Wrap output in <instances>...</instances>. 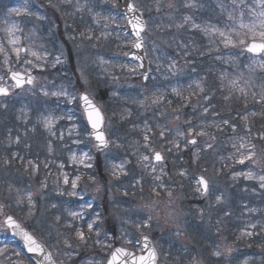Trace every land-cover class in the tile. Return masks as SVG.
Returning a JSON list of instances; mask_svg holds the SVG:
<instances>
[{
  "label": "rangeland",
  "instance_id": "rangeland-1",
  "mask_svg": "<svg viewBox=\"0 0 264 264\" xmlns=\"http://www.w3.org/2000/svg\"><path fill=\"white\" fill-rule=\"evenodd\" d=\"M17 1L20 0H0V9L4 10V7L11 5L12 3H15ZM97 1L98 0H93V2H97ZM213 1L216 2V4H214V7H212L211 10L220 7L221 4L219 0H213ZM73 2L74 0H71V3H61V0H51V4H50L49 0H44V1L23 0V3L25 4L27 3L28 7L32 8L30 12L33 13L34 16L38 14L39 17H45L43 15H47V20L46 18L37 19L38 16L34 17L33 15L26 16L29 18V20L32 21L33 23L32 27L37 29V31H39L46 24V26L50 27V31L54 36H56L58 29L64 31L63 27L66 23V20H68L73 24L74 22H76L74 10H71V6L73 5ZM167 2L163 3L164 6L161 9L162 11L160 12L155 11V4L152 6L151 10L147 9L149 13L151 11V15H152V18L149 19L150 30L149 33L145 36V46L147 47L148 50V59L151 65L150 80H152V72H153V79L158 78V76L156 77L154 75L157 70L159 72V76L161 77L170 76V73L166 69L167 68L166 65L164 66V69L159 70V68L161 67V63L158 64L157 59L161 57H167L172 53L173 51L172 49L177 45L174 42V36L178 35L180 38H182L183 41L185 40L187 41V39L193 37L191 31L189 30L186 31L184 28L176 29L175 27H171V28L166 27L170 23L173 22L178 23L177 21L178 3H176L175 9H170L166 6ZM85 3L87 4V2ZM52 5H56V7H52ZM140 6H142V4H140ZM86 10L88 9L83 8V11ZM79 13H81V15L83 14L82 12ZM88 13L90 12H86V15ZM181 13L182 10H180V13L178 15L179 19L181 18L180 16ZM65 14H68V16L67 18L64 17L63 19L62 16ZM219 15H220L219 13L215 14L214 19H216ZM245 17H250L251 20L255 19V17L251 16L250 13L245 14ZM31 21L30 22L28 21V23L31 24ZM194 21L196 20L194 19ZM71 23H69L67 26L70 27L69 29L75 30L76 27L72 26ZM217 23H219L221 26H223L225 23L228 24L232 23L231 21L227 20V11L225 12L222 11V16L219 19H217ZM79 25L81 26V28L77 27L76 31H78V34L73 35L74 41H71L69 39L68 42L70 43V47L72 46L73 49L74 46H80V48H78L77 49L78 51L74 53V58L76 59L74 60V58H71V62H68L66 67H69L71 73L77 70L78 76L80 78L77 82H78V86L81 87L82 90L87 91L90 97L93 96L98 100L100 99L99 96L105 97L106 100L114 107H116V105L120 102H122V104H125L126 103L125 101L129 100V98L138 101L137 99L143 100L146 96L147 97L153 96V91H156L155 89H153L154 88L153 84H151L149 88H145L146 85L142 84V81L137 74V66H135L134 63L125 61L126 60L125 52L126 50L128 52V50H130V47L133 44L132 38H129L126 34H122L117 29V26L114 22H110L107 24L108 27L107 30H104L105 26L100 23L93 24L90 30H86L84 25L81 24ZM86 27L88 28V25ZM115 30H118V39L112 36V32H114ZM101 33H103L104 35H101ZM113 38H115L116 41H114L111 45H109L108 42ZM85 41H87L86 48L90 53L84 50L86 43ZM107 44H108V53L111 54L110 57L104 56V53L102 54L101 52H99L96 47L97 45L105 48ZM31 45H32V49L36 51L38 45L41 46V41L37 43L35 40H33V42H31ZM61 49L62 47L59 45V48H57V53L59 55H56L55 51H52L54 50L52 48L49 49V51L47 52V56H48L47 59L51 61V66H50L51 69L54 68L52 67L54 65L55 67L58 66L56 63L57 57H59L60 60L59 67L63 66L64 64L63 62L66 57L64 56V54H61L62 51L60 53ZM23 57L24 56H21L20 63H14V66L17 69L18 68L22 69L24 72L26 69L29 72L40 70L39 68H32L31 66L24 64ZM28 58L33 59L34 63H39L43 66L41 61H35V59L32 58L31 56H29ZM53 59L54 62H52ZM91 61L93 62L92 66H91ZM152 67H153V71H152ZM4 71H1L0 75H6L7 73L5 68ZM120 74H122L123 76H120ZM178 76H180V72L178 73ZM54 83L55 81H51L46 76H42L41 79L39 78L37 80L34 90L15 92L16 93L15 99L12 102L0 103V151L3 152L5 150H11L9 152L11 153V155L0 152V203L6 205V207L4 208V215L13 216L14 214H16L20 218L21 220L20 222L24 226L26 225L29 226L31 229L35 231V233L38 236L43 238L47 244L50 243L54 248L58 249L61 253H59L57 257L61 259L62 263L76 264V262L78 261L77 256L69 258L63 254L65 251H70L69 249H66L63 243V239L65 236L72 239L74 243L78 242L75 239L74 229L65 227V225L72 219L69 216V212H73V211L83 212L84 220H85L87 214L89 215L91 207L95 206L96 208L97 202H99L98 199L102 200V193L106 187L104 184H101L97 180V178H94L92 176V179H90L92 175L91 173L92 168H84L82 165L73 164L69 160V157L72 152H75L79 156L82 151H88L89 154L91 155V151L89 150H93V147H91V144L88 143L87 139L83 136V134L79 137H76L75 135L72 137V138L84 139L85 143L80 145L72 144L71 138L67 136V129L71 128L74 123L80 125L81 133H83L84 131L82 122L77 115H75L72 121L64 119V120H60L59 123L56 125V127H58L59 129L65 130V139L63 141H59L56 140L55 138H51L47 136L48 133L43 129L41 125H39L36 122L38 111L43 112L44 114H47L48 112H52L55 115L72 114L74 111H76V103H71V104L66 103L64 97L57 98L51 95H49L48 97L43 96L42 92L40 91L42 88L48 90L50 93L51 91L60 89L59 86H56L58 89L54 87L55 86ZM73 83H76V81ZM57 85H61L65 87L63 83H57ZM68 86L69 88H72V85H68ZM39 87L40 89H38ZM186 88H188V86L184 87L183 90H186ZM129 92H132L134 96L126 95ZM72 94L76 95V91H74V93L72 92ZM155 95H159L158 92H156ZM130 102L132 105L136 104L135 108L132 109V107H127L125 111L130 110L131 114L136 116L137 119L134 120V124L137 127H139V125H144L145 119H147L149 124H151L154 121L153 124H151L153 127H155L156 124H161L160 122H162V125L169 124V126L172 129L179 127L180 129L183 130L185 127L184 124L180 126L181 125L180 120L179 121L173 120L172 114L170 117L167 116L168 118L166 119L155 117V116H160L161 112H166V108H173L171 105L168 106L162 105L163 106V107L161 106L162 109H160L161 107L159 106H153L145 110L141 108L137 103H133V101ZM4 105H6V107H4ZM57 105H59V107H57ZM51 108L52 111H50ZM56 109H58V111H56ZM33 128L35 129V131L32 130ZM106 130H107V134H110V136L115 131V129L111 130L109 126H107ZM9 133H11V136L13 138L17 135H20L21 143L20 144L10 143ZM25 133H27V135H25ZM41 135L44 136L41 137ZM49 139L52 140V147L54 146L52 153H49L47 150V141ZM254 140L257 141V139ZM53 141L55 142V144ZM251 143H254L257 146L255 149L257 152L256 159H259L260 162L257 165H253L251 161H248L244 165H249L252 169L262 172L264 168V158L261 157L264 156V144L263 146H260L261 148H258L259 144H257L256 142H251ZM57 145L59 147V151H55ZM65 145H68V147H65ZM180 145L181 147L179 150L182 151L187 150V148H185L184 146L183 139H181ZM201 145L202 144H200L199 146ZM28 149L33 150V154H36L37 156L40 155L41 157V158H37L36 156H32L33 160L40 164L39 171L36 172L35 174H32L33 176L28 172L30 169L28 171H25V168L23 169L20 166V164L16 162V159L20 162L19 158L13 157V153H18L19 156L25 158V161L31 160V156L27 157L28 155L26 151ZM60 150L70 151L68 154V159L66 160L67 163L65 167L66 169L64 168L61 169L58 166L60 163H63L62 161L63 157H61L63 155V152ZM156 150L162 151L165 155V158L168 161L167 166H163L164 171L167 173V175H163L161 181H155L153 180L152 176L146 173L147 177L150 178L149 181L152 187L151 191L153 192V189L155 188L156 192H158L159 195H156L153 192V194L149 196L148 199L139 201L141 205L139 208L140 210L138 211L141 212L146 217L151 216L152 219L147 227L141 226L140 229L138 228L139 232H137V234L139 235L138 238L141 235H148V236L149 234L151 236L156 234L158 235L160 229L163 228L164 231L162 233V236L158 240V245L159 248L165 251L166 263L164 261V258L163 259L161 258L162 259L161 264H180V262L182 261V257L184 256V251L187 250V247L181 249L174 243V241L177 240V242H184L186 245H189L187 241V234L185 233V229H188L187 224L184 223V221L182 220L184 214L178 205L168 208L164 206L163 203H165L166 205L167 204L174 205L175 203L173 201L177 203L183 202L185 198V200L189 202H194L195 204L201 203L200 206L196 208L198 211L200 209L210 210L208 208L209 203L212 204L211 209H214L213 205L215 203V197L216 195H219L221 193L223 194L224 197V200L221 204L226 205L227 202L224 201L225 199L227 200V198H229V191L228 189L225 188L227 187L229 182L226 181L225 178L220 175V173L216 169V166L209 167L207 165L201 164V166L194 171L195 177L197 175H203L206 179L210 181V194L205 201H202L199 193L195 192L196 183L194 178L193 180H191V184H188L186 186V187L192 186L191 190H189L188 188L185 189V191H183V189L179 190V188H175L173 186V182L170 181V183H168V180L166 178L169 179L170 174L175 176L174 173H171L172 170L171 169L169 170L171 156L167 155L164 146L159 147ZM116 151H117L116 147L114 146L113 151H111L110 153L113 155L115 154ZM140 152L142 151L140 150ZM196 152L197 149L195 150V153ZM46 158H48V160ZM6 160L10 161V163L6 164L5 163ZM105 160H109L108 157H105ZM45 161L49 162L47 168L44 167ZM128 161H130V163L126 165L127 168L126 171L129 174L130 164H133V166H135L136 164V167H139V165L137 164V157L134 160H128ZM229 161L231 164H235L237 166H244L238 163H234L233 160L229 159ZM91 163L94 164V160L91 161ZM171 166H173V164ZM159 167L160 166H158V169ZM71 168L72 170H75V173H77L76 175H72V173L65 171L67 169L71 170ZM62 172L63 174L66 173L68 175L70 183L67 185L63 183ZM85 172H87L89 175L87 176V173ZM110 172L111 169L109 167V174ZM157 174H159V172ZM188 174H189L188 180H190L192 175L191 170H189ZM127 175L120 173L119 179L111 175L110 181L111 182L121 181ZM76 176L81 177L80 180L77 182L78 187L75 189L77 195L71 196L68 193L73 191V189L71 188V181L75 180ZM84 179H86V181H84ZM183 179L184 178H181L177 175V180L179 181L180 184L183 181ZM44 180H47V188L41 189L40 185L41 182ZM89 182L90 184H85V185L83 184ZM161 183L164 185L163 187L164 189L158 187V185H160ZM10 188L11 191H9ZM16 189L21 190V195H23L27 191H31L34 193L33 200L35 201L36 207L32 216L30 217L28 216V204L26 198L23 204L20 205L16 204V195H17ZM165 189H170L173 193L176 194H172V197L170 198L168 196V193H166V195L164 194V192H167V190L164 191ZM129 191H133V189ZM126 193H127L126 191H121V196L122 197L125 196ZM99 194H101V198H98ZM57 198H65L66 205L59 206L55 202H53ZM85 199L90 201V204L86 205L83 202ZM77 203H79V205H82L81 208L78 207V209L80 210L76 209L73 206ZM53 204H55L57 207L53 208L52 207ZM221 204H216V205H219L221 207ZM68 205H71V208ZM64 211L66 213H64ZM93 214L94 212L91 213V215L96 220L97 215L95 216ZM136 214L139 215L138 212ZM57 216L60 217V220L58 222L56 220ZM3 218L4 216H0V220H2ZM235 219L236 221H233V224H236V227L242 228V226H245L243 228L244 230L253 232V235L251 237L255 238L257 241H261V240L264 241V230H262L261 228V225H264L263 208L256 209L255 212H249V211L245 213L242 212L238 217L236 216ZM84 220L74 221V224L75 222L83 223ZM91 221L93 220L91 219L90 222ZM105 221H107V224L108 222L110 223V221H112V224L111 223L110 224L114 227H117L122 222L118 211H112V212L109 211L107 217L105 218ZM145 221L146 220H144V222ZM198 221L199 222L201 221V217L198 219ZM144 222H141V225ZM253 223L257 224V227L255 229L248 228V225ZM103 225H104V220L101 226ZM97 227L96 225H94V228ZM178 227L184 233L180 237H177L174 234ZM126 229H127L126 227L123 229V233L129 234L128 232L129 230ZM103 231H101V236H103L105 232H109L108 227L107 226L104 227ZM85 232L87 233V227H85ZM240 233L241 232H239L238 234ZM7 235H8L7 232L0 230V249L4 250V254L0 255V264H10L9 259H7L6 257L10 255L12 252H16L14 249L9 248V242L5 241L1 243V240H3ZM90 235L93 237V239L96 238L95 232L91 233ZM120 235L121 233H117L118 237ZM241 236H246V235H241ZM169 237H172L171 243L168 244V248H165L164 250L162 248V246L164 245L163 242L167 240ZM247 237L251 238L249 236ZM53 242L55 244H53ZM119 242L121 243V241ZM222 244L224 246L223 249H225L223 254L219 257L217 256L215 257L221 259L226 264H245V261H247V264H264L263 249L260 250V253L263 256L259 258V261H257L255 256L256 252L255 251L252 252V256L251 258H249L247 251H243L241 249V245L239 242L229 243L228 240L222 239V242H220V246L217 247L216 250L218 249L219 251L222 252V246H221ZM123 246L129 247L133 250H137V245L133 246L128 244H123ZM229 247L233 249L231 254L230 253L227 254L226 251V249ZM194 253L195 251L192 252L191 255H193ZM107 255L105 253L103 257H101V259L98 257L96 261L99 262L102 260V262L99 263L104 264ZM18 258L19 256H12L11 260L17 261V264H27L23 259L18 261ZM89 258L94 259L96 257L91 256ZM188 258H189V262L187 261V263L192 264L193 257H188ZM195 260L198 262V264H207L205 263L204 260L200 259L198 256L195 257Z\"/></svg>",
  "mask_w": 264,
  "mask_h": 264
},
{
  "label": "snow or ice",
  "instance_id": "snow-or-ice-1",
  "mask_svg": "<svg viewBox=\"0 0 264 264\" xmlns=\"http://www.w3.org/2000/svg\"><path fill=\"white\" fill-rule=\"evenodd\" d=\"M51 4V0H49ZM61 3H71V0H61ZM77 4H79V0H77ZM232 8L230 11H227V20L231 21V24L225 23L221 26L219 23H212L211 21L206 23H196L191 16H184L179 23H170L166 27L171 28L175 27L176 29H183L186 26L190 30H196L203 34V37L207 39V51L201 52L200 55H210L212 52H220L221 47L224 49H240L241 51H245L247 53H251L253 57H260V62L262 66H264V0H253L252 4L248 3V0H231ZM164 6L163 0H155V11L160 12L162 7ZM170 9L176 8L175 0H168L167 5ZM185 7H196L195 3H186ZM52 7H56V5H52ZM222 10H226L224 5H221ZM245 9L250 13L251 16L255 17L250 23L244 22L245 17ZM83 10V6L77 7V11ZM151 10V9H150ZM17 16H31L33 13L29 11L27 3L19 9L11 10ZM91 11V9H89ZM128 12L132 14V18L128 20V23L132 25L135 41L132 44L133 48L140 49L144 46V37L141 33L146 31L147 21L143 19V12L137 8L135 3L128 5ZM46 17H37V19H45ZM100 19L108 21L109 17H100V14H95V22L97 24L100 23ZM8 24L7 21H5ZM105 27L107 25L105 24ZM246 30V31H241ZM6 34L5 40H0V57H2V63L5 66L6 75H0V97L9 96L12 91L16 89H24L25 85L35 86L36 77L33 76L27 69L25 72L14 71L12 68L13 63H20L21 56L24 54L23 63L31 66L32 68H39L43 70V66L39 63H34L33 59H29L31 56L35 59V61H41L45 59V56L40 52L33 50L31 47L24 46L22 43V37L17 35V33L23 32V29L19 26L17 22H12L6 28L0 29ZM101 35H104L101 33ZM185 49L184 51V59L185 63H190L187 60V57L191 54L186 49L189 47L188 45H182ZM127 55V53H125ZM13 56L15 60H13ZM137 59H142L141 57H136ZM216 60L224 59L223 56L217 55L214 57ZM59 57L56 58V63H59ZM255 59L253 63H255ZM177 61L173 60L168 65V70L172 72L174 75L177 74ZM143 66L142 64L140 65ZM195 71V69H192ZM226 78V74H222L220 79L223 81ZM144 79H149L148 76H144ZM206 77H201V81L205 80ZM243 79V76L236 79H232L229 81V84L226 85L230 89L229 94L224 96L225 100L231 99L232 90H238L241 95L245 98L248 96V92L245 90V87L240 86V80ZM12 81V83L8 84L7 81ZM247 83V81L245 82ZM189 88L192 85L188 86ZM197 91L190 92L188 96H184L183 92L178 87L172 88V93L181 98L184 103L181 107L187 106L191 103V97L194 95H198L200 93H205V87L201 82H196ZM31 90V89H29ZM43 96L48 97L49 95L53 97H64L66 103H76L77 107H81L82 102V112L80 119L84 125V131L81 133L80 125L73 124L71 128L67 129V136L71 138V143L80 145L85 143L84 139L72 138L74 135L79 137L83 134V136L88 139L91 143V146L96 148L99 151H105L110 146H115L116 148L122 147V145L115 143L110 140L108 135L106 134V130L104 127V116L101 112V109L93 102L87 92H84L79 95H74L69 93L63 87L59 90L51 91V93L46 89L40 90ZM212 93L205 94L203 96V100L208 102L212 99ZM253 99L256 100L257 103L264 105V95L259 96L257 99V95L255 92L252 93ZM165 101L164 94L155 95L151 97H145L143 100H134L133 103H137L141 108L147 110L153 106H159ZM150 102V103H149ZM170 105L172 103L171 100L167 101ZM6 107V105H4ZM59 107V105H57ZM195 107V106H193ZM214 105L204 106L201 110V114L207 116L211 109H214ZM127 115L131 116V111L126 110ZM180 112V108L173 109V117L172 119L175 121L180 120V115L176 114ZM213 116H220L219 111H213ZM161 116L165 115L164 112L160 113ZM250 115H257L256 112H251ZM75 117V113L72 114H64V115H55L52 112H48L44 114L43 112L37 113L36 122L43 127V129L48 133V136L51 138H55L56 140L63 141L65 139V130L59 129L56 125L60 120L67 119L72 121ZM237 117H239L243 121H248V114H240L237 113ZM125 118V117H122ZM235 119V117L233 118ZM184 123L191 124L190 120L184 121ZM137 126L133 124V129ZM206 127H215L217 132H223L224 127H228L235 134L238 125L233 123L230 119L224 118L221 116L219 121L213 120L211 124L204 126L203 124L195 127H189L187 131H182L179 127L176 129H172L169 124H156L153 127L148 123L147 119L144 121L143 128L140 129L142 132V143L141 141H136V151L133 152V155L136 153H140L137 156V164L150 176H152L153 180L161 181L163 175H167L164 171V160L165 156L161 151H157L154 146V140L158 137L164 143L171 145L166 149L167 152H171L173 148L179 150L181 145L175 138L165 139L167 136L175 133V137L182 138L184 140L185 148L189 146H195L198 144L199 137H208L210 142H204L201 147L203 149H213L215 145V141L217 136L215 133L209 132L206 130ZM35 131V129H32ZM245 136H238L235 138L236 142L232 143V148L235 149V152L228 159L233 160L234 163H238L240 165H244L246 162L251 161L253 165L259 164L260 160L256 159V145L251 143L246 139L247 136L252 135V129L250 126L245 124L244 127ZM27 135V133H25ZM255 138H259L260 140H264V132H258ZM9 141L10 143L20 144L21 136L17 135L14 138L9 133ZM28 146V145H26ZM163 147V145H161ZM68 147V145H65ZM145 149V152H140V149ZM47 150L49 153L53 152L52 140L49 139L47 141ZM199 151L193 154L195 163L196 160L199 159ZM14 158H19L20 162L25 164V171L31 169V173L35 174L39 171L40 164L33 160L25 161V158L19 156L18 153H13ZM261 158H264L262 156ZM224 158L221 157V160ZM69 160L73 164L82 165L84 168H92L93 164L91 161L94 160V157L89 154L88 151H82L78 156L75 152H72ZM5 163H10V161H5ZM49 162H44V167H48ZM130 163L128 160H122L119 164L113 165L112 175L119 179L120 173L127 175L126 165ZM158 165L160 166L158 169ZM59 168L63 169L65 165L60 163ZM223 167H227V165H223ZM159 172V174H157ZM177 175L181 178H186L188 176L187 170H181L177 173ZM233 181H236L238 178L243 177L245 180H254L258 181L259 188L264 190V172L258 174L253 172L252 170L248 171H238L231 174ZM80 176H76L75 180L71 181V188L73 191L68 194L71 196H76L77 192L75 189L78 187V181L80 180ZM92 179V177H90ZM63 183L65 185L69 184V178L66 173L63 174ZM195 192L199 193L203 197H208L210 194V181L206 179L203 175H199L195 177ZM135 185H140L141 191L143 190V186L141 185L140 180L135 181ZM158 187L163 188L164 185L161 183ZM41 189L47 188V180L41 182ZM168 196L172 197V191L170 189H166ZM11 191V188L9 189ZM247 191V189H245ZM253 191H255L253 189ZM153 192L156 195H159L156 192V189H153ZM16 204H23L25 198L28 204V216H32L36 207L35 201L33 200L34 193L31 191L25 192L21 195V190L16 189ZM63 194V193H61ZM224 200L223 194L216 195L215 203L221 204ZM6 205L0 203V216H4L2 220H0V230L7 232L11 230L14 236H19L22 238L25 247L29 253H33L39 259L37 260V264H56L53 253L49 251L47 245L41 240L37 239L33 233L29 232L26 228L22 226V224L11 215H4V208ZM53 208L57 207L55 204L52 205ZM90 207V206H89ZM212 204H208V208L211 209ZM250 212H255L256 209H248ZM199 214L201 219L204 217V209L199 210ZM231 215L230 212H225V216ZM69 216L72 218L65 227L74 229L75 231V239L76 243L73 242L72 239L65 236L63 239V243L66 249L70 251H65L63 254L69 258L79 256V249L82 247H90L92 245L100 246L102 250H109L106 264H157L158 253L155 245L147 236L141 235L139 239L130 236L128 233H122L119 237H114L111 232H105L103 236H101V228H94L96 224V220L91 222H87V233L85 232L83 226H76L74 221L84 220L83 212H69ZM99 218V217H97ZM152 217H147L146 221L142 225H138V227H147L150 223ZM57 222L60 220V217H56ZM219 223V221L217 222ZM257 224H250L248 228L255 229ZM262 230H264V225H261ZM219 231V229H217ZM95 232V239L90 235ZM175 236L180 237L184 233L178 227L175 231ZM242 235H246L251 237L253 235L252 231L244 230L241 233ZM119 239L121 241V246H116V240ZM123 244L128 245H139L140 246V254L137 255L135 252L131 251L129 248L122 246ZM7 247V246H5ZM233 249L231 247L227 248V252H231ZM4 254V250L0 249V255ZM212 255L221 256L222 252L218 249L213 251ZM12 256H19V253L12 252L6 258L9 259L10 264H15L14 261L11 260ZM76 264H83V262L77 261ZM88 264H92V261L89 260ZM192 264H198V262L193 259ZM247 264V261H245Z\"/></svg>",
  "mask_w": 264,
  "mask_h": 264
},
{
  "label": "trees",
  "instance_id": "trees-1",
  "mask_svg": "<svg viewBox=\"0 0 264 264\" xmlns=\"http://www.w3.org/2000/svg\"><path fill=\"white\" fill-rule=\"evenodd\" d=\"M204 52L207 51V44L204 42L198 43ZM202 44V45H201ZM206 48V49H205ZM221 55L224 59L221 60L223 63L224 72L222 74H226V78L221 81L218 75L215 73L218 71L217 66L212 69L207 70V79L208 82L204 83L205 93H200L198 95H194L196 99H199L203 102V96L205 94L212 93V99L207 102L209 105H214L215 111L220 112V116H216L214 120L219 121L221 116L227 119H230L233 123L238 125L236 133L234 134L230 128L224 127L223 132H217L215 127L208 128L206 130L212 133H215L217 139L215 141V145L217 146H231L232 143L236 142L235 138L238 136H245L244 127L245 124L251 127L252 135L247 136L246 139L252 141L253 137L256 136L258 132H264V105L259 104L253 99L252 93L255 92L257 95V99L259 96L264 95V66L262 65H254L252 59H248L242 53H236L235 50L229 48L224 49L221 47L220 52L214 53L212 52L210 55H206L208 60L205 62H200L198 64L199 69L205 71V67H200L202 65L207 66L210 62L217 61L214 59L215 56ZM237 64H236V63ZM202 63V64H201ZM243 76V79L240 80V86L245 87V90L248 92V96L245 98L238 90H232L231 99L228 101L224 99V96L229 94L230 89L226 87L229 84V81L232 79H236L240 76ZM247 81V83H245ZM196 86V83L193 84V87ZM195 91L198 90L195 87ZM104 98H102L103 100ZM206 103V102H205ZM194 105H190V109L186 107V113L188 115H194L192 119H197L198 114ZM207 106V105H206ZM181 107V106H180ZM185 109L184 107H181ZM251 112H256L257 114H261L259 117L260 123L258 124L257 120L254 119L253 115H250ZM237 113L240 114H248V121H243L239 117H237ZM213 115V114H211ZM235 117V119H233ZM190 118V117H189ZM191 127L199 126L203 124L202 121L192 120ZM206 126L205 124H203ZM208 138V137H207ZM209 140V139H208ZM221 164H224L221 163ZM105 208V207H104ZM113 230V228H111ZM88 248H86L87 250Z\"/></svg>",
  "mask_w": 264,
  "mask_h": 264
},
{
  "label": "water",
  "instance_id": "water-1",
  "mask_svg": "<svg viewBox=\"0 0 264 264\" xmlns=\"http://www.w3.org/2000/svg\"><path fill=\"white\" fill-rule=\"evenodd\" d=\"M119 4H120V6H119L120 11L123 12L127 16V18H130L131 19L132 18V14L128 12V4L126 3V1L125 0H119ZM129 26L131 27L130 28L131 32L134 34L132 25L129 24ZM134 52L135 53L131 56V58L134 59V60H136V62L139 64V66L141 64L143 65L142 67L140 66L139 73L142 74V75L147 76L148 75V68H147V63L145 62V59H144L143 47L140 48V49L134 48ZM136 57H141L142 59H137ZM81 108H82V102H81ZM97 151L98 152H102V151H99V150H97ZM11 234H12V232H11ZM12 236L14 238L18 239L24 245V242H23V240H22L21 237L14 236L13 234H12ZM24 247H25V245H24ZM26 253L34 261V263L37 264V260L39 258L37 256H35L33 253H29L27 251V248H26Z\"/></svg>",
  "mask_w": 264,
  "mask_h": 264
}]
</instances>
